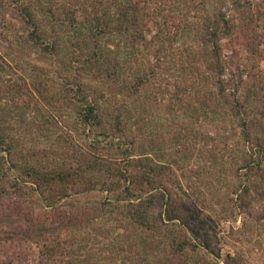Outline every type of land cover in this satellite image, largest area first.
Instances as JSON below:
<instances>
[{
    "label": "trees",
    "instance_id": "1",
    "mask_svg": "<svg viewBox=\"0 0 264 264\" xmlns=\"http://www.w3.org/2000/svg\"><path fill=\"white\" fill-rule=\"evenodd\" d=\"M255 13L252 0H0V39L18 52L14 65L0 61V264H243L217 246L240 208L252 221L243 229L264 220L251 219L250 198L264 199V71L230 84L223 42L242 39L258 70L264 20ZM31 53L57 69L63 105L91 143L74 144L70 160L21 146L26 110L44 95L26 77ZM164 78L167 110L203 116L227 151L229 133L242 148L220 162L209 151L198 175L211 191L231 182L219 210L144 132ZM192 132L198 145L213 140Z\"/></svg>",
    "mask_w": 264,
    "mask_h": 264
},
{
    "label": "rangeland",
    "instance_id": "2",
    "mask_svg": "<svg viewBox=\"0 0 264 264\" xmlns=\"http://www.w3.org/2000/svg\"><path fill=\"white\" fill-rule=\"evenodd\" d=\"M252 4L255 11L258 12L255 13V16L264 20V0H252ZM243 43L239 37L238 39L225 40L223 42V54L227 66L226 80L232 85L238 82L240 76H243L244 80H250V71H252L254 77L260 75V71H264V63L258 66V70L257 67L256 69H251L252 67L247 60V51ZM17 57L18 52L13 50L9 43L0 39V61L3 64L6 62L14 65L15 62L13 60H18ZM25 61L27 79L31 83H40L44 95L36 93L33 102L26 110L28 123L25 125V134L22 133L24 137L20 141L22 148L24 150L31 149L30 151H44L48 153L51 160L55 159L57 161L61 159L70 160L74 144V147L89 151L90 147L88 144L91 143L87 141V134L84 132L83 127L77 123L75 111L67 105H63L61 99L62 83L57 76V69L52 66L51 61L42 58L36 53H31L30 56L26 54ZM34 69L37 73L33 72ZM31 70L33 75H31ZM39 71H41L40 74L38 73ZM2 76L7 78L5 74ZM10 77L15 78L13 75ZM163 80L161 87L163 91L157 95L156 105L152 109L155 119L151 122V127L146 128L148 125L144 126L145 121H141L143 127H145L144 132L146 135H155L154 140L161 146V153L164 155L162 161L172 162L173 169L182 176L183 184L187 185L190 182L198 183L202 199L212 207L215 206L216 210H219L223 202H225V189L231 182L229 180L221 181L217 183V188L211 191L209 190V184L205 182V177H199L198 175L202 174L204 176V168L207 164L205 162L209 160V151L216 154L218 162H220L223 160V157L230 159L236 156L237 153H241L242 148L240 150L235 148L236 139L229 133L227 134V151L224 144L220 143L216 128L209 126L203 116L199 121L197 117L196 119H191L189 116L178 118L175 112L167 110L168 105L173 100L170 93L173 89L171 85L169 86L167 78ZM46 85L48 87L43 89ZM158 86H160V83ZM119 99L122 98L119 97ZM141 116L143 115L141 114ZM133 130L138 131L136 125H134ZM192 131L196 135H199L200 132L204 135L209 134L213 140L208 141L204 145H198V142H194L192 138L186 139V137L193 135ZM179 133L183 136L180 141L175 139V136ZM143 140L146 145L148 143L146 142V138ZM263 186L264 182L260 184V187ZM261 190L262 188L259 191ZM210 192L213 195L215 194V200L213 201ZM250 198L254 207L251 219L255 221L264 212V199L256 198L253 194ZM4 202V206H9V209L13 206L10 199L4 200ZM226 205H230V203ZM204 211V213L214 216L211 209ZM240 211L236 221L232 223L225 222L220 226L225 240L217 246V249H222V253L233 252L238 254L243 260V264H264V220L260 222L256 221V224H260L258 229L255 228L251 231L248 230L249 226L247 229H243V222L250 221V219H248L247 215L249 213L246 208H240ZM11 212H13V209ZM231 228L234 230L233 233L230 232Z\"/></svg>",
    "mask_w": 264,
    "mask_h": 264
}]
</instances>
